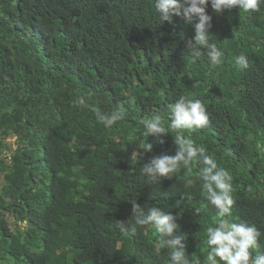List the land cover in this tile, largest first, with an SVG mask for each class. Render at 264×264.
Instances as JSON below:
<instances>
[{
	"label": "trees",
	"instance_id": "1",
	"mask_svg": "<svg viewBox=\"0 0 264 264\" xmlns=\"http://www.w3.org/2000/svg\"><path fill=\"white\" fill-rule=\"evenodd\" d=\"M206 12L223 54L215 66L207 49L186 48L196 19L161 23L154 0H0V264H170L154 226L132 231V202L173 214L187 258L207 264L220 217L202 160L160 182L141 172L176 155L170 109L181 96L199 100L208 123L180 134L232 176L224 219L255 225L264 252V5ZM93 108L123 117L105 127ZM156 114L165 134L144 135Z\"/></svg>",
	"mask_w": 264,
	"mask_h": 264
},
{
	"label": "clouds",
	"instance_id": "2",
	"mask_svg": "<svg viewBox=\"0 0 264 264\" xmlns=\"http://www.w3.org/2000/svg\"><path fill=\"white\" fill-rule=\"evenodd\" d=\"M210 4L211 9L219 14L232 8L242 9L245 12H258L264 0H154V8L159 15L160 22H171L173 15L182 17L187 23L196 19L194 25L195 35L187 40L186 48L194 57L202 55L201 49H207V56L213 66L221 63L222 52L208 42L211 27V16L207 14L206 8ZM237 63L244 64L245 57H237ZM83 105L85 101L80 99ZM98 119L105 124V127L113 125L122 119L123 112L114 111L110 115L102 114L98 108H93ZM169 127L177 132L174 139L177 145L175 156L160 155L153 157L150 162L145 163L141 168L142 174L152 182H160L162 178H172V175L183 165L189 170L193 161L202 160L203 167L199 169V177L203 181L202 187L205 190V198L216 208L218 217L215 227L207 228L206 245L208 253L207 264H264V252L258 251V238L260 230L253 224L246 221L230 223L225 217L231 215V206L234 204L232 198V176L229 172L218 167L214 158L206 154L203 147H196L190 139L180 133L185 129L201 128L207 125L208 117L205 106L199 100L187 99L181 96L170 109ZM152 134L162 137L165 128L160 115H153L151 119L144 121V135ZM163 143V140H160ZM152 144L145 142L142 149L145 152L152 150ZM133 203V220L135 231L136 225H152L157 233L166 239L163 244L169 249L170 264H201L199 259L189 260L186 253V234L179 231L176 217L165 212L159 207L148 209L147 214L140 211V206ZM116 227L121 231L126 226L116 221ZM252 250H257L253 255Z\"/></svg>",
	"mask_w": 264,
	"mask_h": 264
},
{
	"label": "rangeland",
	"instance_id": "3",
	"mask_svg": "<svg viewBox=\"0 0 264 264\" xmlns=\"http://www.w3.org/2000/svg\"><path fill=\"white\" fill-rule=\"evenodd\" d=\"M14 140H15L14 137L7 138V141H8V143H10V146H11L12 148H14ZM2 181H3V176L0 175V187H1V185H2Z\"/></svg>",
	"mask_w": 264,
	"mask_h": 264
}]
</instances>
